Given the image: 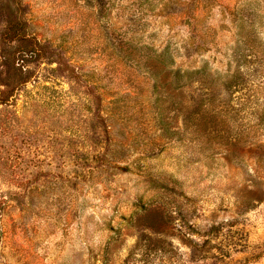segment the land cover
Wrapping results in <instances>:
<instances>
[{
    "label": "rangeland",
    "instance_id": "obj_1",
    "mask_svg": "<svg viewBox=\"0 0 264 264\" xmlns=\"http://www.w3.org/2000/svg\"><path fill=\"white\" fill-rule=\"evenodd\" d=\"M0 264H264V0H0Z\"/></svg>",
    "mask_w": 264,
    "mask_h": 264
},
{
    "label": "trees",
    "instance_id": "obj_2",
    "mask_svg": "<svg viewBox=\"0 0 264 264\" xmlns=\"http://www.w3.org/2000/svg\"><path fill=\"white\" fill-rule=\"evenodd\" d=\"M163 65V67H161L160 68V72H164L165 70H166V66H165V64H162ZM181 67H178L177 68V70H176V77H175V79H171V81H169V83L171 84V82H172V84L174 83V80H175V82H176V86L178 85V87H180L181 85V83L182 82H184V83H189L190 81H192V80H190L189 81V79H188V81L186 80V79H184L183 78V75L182 74H180V71L182 70V69H180ZM183 71L184 72H187V70L186 69H183ZM166 78H167V74H164L163 75V77L161 78V83L163 82V81H165L166 80ZM201 81V83H202V78H201V80L199 79V82ZM156 82V81H155ZM157 93H158V90H157ZM160 110H162V106H161V109H159L158 111H157V113L159 114V115H162V113H163V111H160Z\"/></svg>",
    "mask_w": 264,
    "mask_h": 264
}]
</instances>
